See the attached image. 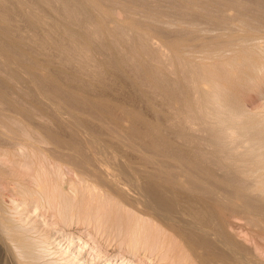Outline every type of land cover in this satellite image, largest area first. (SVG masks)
I'll return each mask as SVG.
<instances>
[{
  "label": "bare ground",
  "instance_id": "bare-ground-1",
  "mask_svg": "<svg viewBox=\"0 0 264 264\" xmlns=\"http://www.w3.org/2000/svg\"><path fill=\"white\" fill-rule=\"evenodd\" d=\"M29 1H18L19 6L24 8V20L26 15L32 18L35 11L40 12L39 6H34L43 2L31 0L35 3L29 4ZM140 1L145 3L142 4L144 8L148 5L147 10L142 5L138 8L140 3L138 7L134 5V0H46V4H49L46 6L54 10V3L61 5V8L57 5L58 12L55 13V10L54 13L56 16L61 13L65 21L72 19L75 23L76 19L84 17L80 22L87 29V35L68 34L70 42L65 43V47L63 43V48H60L74 55V59L71 56L73 61L79 59L81 64L75 61L77 66L70 61L76 67L75 71L83 74L92 67L95 69L97 63L93 61L97 55L90 51L92 46L87 44V39L90 37L92 43H88L93 45V39L100 37V40L101 36L104 39L106 35L115 37L113 39L117 42L112 40V45L119 46L129 62L139 63L141 57L145 59L144 56H148V60L151 58L149 61L158 64V68L153 67L155 76L152 70L150 76L152 74L151 78L160 83L158 87H162L161 83L164 82L163 90L167 85L164 95L169 92L170 96L171 93L167 100L169 104L171 99L174 102L169 108L173 114L172 117L169 115L172 119L167 117L169 124L188 137L186 141L179 136L177 141H185L184 145H179L191 146L193 153L190 148L191 154L188 149H184L188 154L184 153L183 149L175 147V143L168 150L174 147L176 153L169 151L171 156H168V152L163 154L162 149L159 150L164 140L158 145L155 139L157 146L155 149L150 147L154 151L149 149L147 155L148 146L152 145L146 144V153L142 146H145L144 143H153V139L149 141L148 131L143 129L148 141L143 139V143L138 136L137 139L141 138L140 145L143 143L141 146L138 144L142 147L140 154L147 156H142L145 159L136 163L137 167L133 165L139 172L132 176L133 181H128L122 178L124 176L120 175L119 168L110 165L111 162L119 164L126 157L113 146H116L114 143L125 145L126 149L122 150L128 152L127 147L135 149L137 146L136 138L133 137L132 141L136 139L133 145L132 141L127 142L124 137H120L122 134L118 128H110L116 135L108 132L104 138L100 136V140L91 139L94 131L91 129L93 132L90 130L89 133L81 125H77L79 128L74 127V124L69 126L67 122L77 116L72 115L63 103L65 107H62L61 99L58 102L51 100L54 98L49 99V92L46 93L44 88L37 92L38 98L35 95L38 105L32 106L34 103L31 102L30 107L35 106V111L31 113L33 118L27 114L28 118L24 117L17 110L14 113V110H10L12 108L9 109L12 105L8 106L0 98V264H264V104H261V98H264V0ZM4 5H7V0ZM2 10L0 17L3 16ZM50 18H43L39 24L43 27L51 25L52 20L48 24ZM18 20L23 21L22 17ZM53 20L57 22V18ZM103 23H106L107 29L102 27ZM20 26V29H25ZM11 32L13 35L14 31ZM17 32L19 34L16 35L23 36L19 30ZM21 32L26 33L23 30ZM45 36L53 39L48 37L49 34ZM121 41L127 42L126 45ZM98 44L96 42L97 48L102 45ZM108 46L104 47L111 52ZM144 47L153 53H148L149 50ZM2 52L3 49L0 50V63L6 51L4 54ZM100 52L97 53L99 59ZM9 58L7 60L11 62ZM124 59L125 55L121 63L124 61L126 64ZM136 59V62L133 61ZM3 65L0 68L9 69L6 68L8 64ZM21 66L18 73L28 81L27 74L31 75V72L28 73L24 65L22 72ZM139 69L141 71L140 66ZM9 74L5 76L13 82L15 76ZM167 78L171 81L166 80L165 83ZM237 83L247 87L253 94L249 96H259L260 99H256L260 100L257 103L261 105L253 104L255 97L252 104L256 107L242 104L241 93L238 94L234 88ZM15 84L17 87L18 83ZM155 88L153 91L157 90ZM163 93L160 96L164 97ZM163 97L157 96L160 103ZM250 98L244 102L250 101ZM46 104L54 108L53 112L68 127L77 128L75 133L85 142L87 148L84 147V150L88 149L100 168L98 171L90 169V161L80 157L78 151L81 149L78 150V146L83 145L82 141L80 144V140L78 143L75 138L78 151L63 142L70 147L64 146L68 150L66 152L63 143L57 141L60 145L55 142V135V139L52 136L49 138L46 132L48 128L44 125L49 119ZM165 105L162 104V107ZM152 116L156 120L159 115ZM161 116L159 118H163ZM75 120L80 122L78 117ZM170 120L174 121V125ZM175 136H171L172 142H176ZM72 140L71 143H74ZM50 145L53 149L47 150ZM96 145L101 146L100 152L96 151L95 148H99ZM125 150L122 152L126 153ZM125 161L122 163L128 164ZM140 172H145L147 179L148 175L155 177L157 188L163 190L165 198L168 193L171 198L165 199L160 190L161 197H158L162 199H157L161 203L156 198V201L149 200L150 195L147 192L145 194L143 181L140 176L137 178ZM157 188L155 186L152 189L155 192ZM145 197L152 203L153 212L146 213L148 211L143 212L141 209H137V212L127 207V203L133 200V203L137 201L142 204L141 207L147 206L143 203Z\"/></svg>",
  "mask_w": 264,
  "mask_h": 264
},
{
  "label": "rangeland",
  "instance_id": "rangeland-1",
  "mask_svg": "<svg viewBox=\"0 0 264 264\" xmlns=\"http://www.w3.org/2000/svg\"><path fill=\"white\" fill-rule=\"evenodd\" d=\"M14 1H15V3L13 2V0H7V5H4L6 3V0L2 1L3 4H1V2H0V7L2 5V7L0 8V11L2 9L5 11L4 12L2 10L3 12H1L2 13L1 15H3V16L0 17V46H2V47H0V50L2 51V49H3V52H2L3 54H4V51H6L4 57L5 56L7 57V58L3 57L2 63L3 64H8L11 67V70H10V67L6 66V65H5L6 68L8 67L9 69H5L4 70L3 67L0 68L1 69V71H0L1 72V74H0V90H1L0 91L1 92L0 95H1V97L0 98L2 99L3 103L4 102H5V104L7 103L8 106L12 105V107L11 106L9 107V109L12 108V109H10L11 111L14 110V113H15L16 112L15 110H17L24 117L27 114L31 118L32 117L31 113H33L35 111V106L34 107H30V105L32 103H34V104H32V106L33 105H36V106L38 105L37 104L38 102H36V101H38L37 92L40 89L43 90L42 88H44V91H47L46 93L49 92L48 96L46 95L47 97H49V99L54 98V99H51V100L57 101V102L59 101V99H61V104L63 103L64 105H66V107H67L66 109L69 108V110L72 112L71 114L77 116L78 119L80 120V122L78 120H75L77 117L73 118V120L71 119L72 123H71V121L67 122V123H69V126H74L75 125L74 127H77V128L82 126V128H87L89 130V133H91L92 130L94 131V132L92 131L93 133H91V136H90L91 139L95 138L94 140H100V136L103 137V136H105L106 133L112 132V131H110V128H112V130H114V129L117 130L116 128H118V132L122 134V136H120V137H124V140H126L127 142H129V141L131 142L134 138L137 139V136L142 138V139L141 138L140 139L142 140L143 143H144L143 139L146 142L148 141L149 138H150L149 141H151V139H153L152 140L153 143H151V142L150 143H144L145 146H142L144 151H145V152L144 151L143 152L146 153L147 146L149 144L152 145V146H148L149 148L147 150V153H148L147 155H149V152H150L149 149L152 150V149L156 148L157 145L155 146V143L157 141H158V143H156V144L159 145V142L161 144L162 139L164 141L162 142V145H160L159 150L162 149L161 151H162V153L164 152L163 154H167L166 152H168V156H171L169 154L174 149V147H172L171 150H168V148L171 145L174 146L173 144H175V143L177 144V145L175 144V147L183 149L184 153L188 154L187 151L188 150L190 151V149H191V151L193 153L194 149L190 148L191 146L187 145V147H186V145H185V146L181 147V145H184L183 142L185 143V141H182V142L181 141H177L178 140L177 138L179 136L182 137V138H180L181 140H185L186 139V141H187L188 137H186L185 134L184 135L180 134V132L176 131L175 128H172L174 126L169 124V119L168 118L172 119L171 117L173 116L172 110L170 111L169 108H170V106L174 105V102L171 99L172 102L171 101L170 102L173 105H171V103L170 104L168 103L167 98L168 97L170 98L171 93H170V96H169V94H168L169 92H168L166 94V96L168 95L167 97L164 95L165 92H167V89H166L167 85H166V87H164L165 89L163 90L162 88H163V85H164L163 83L164 82L161 83L162 87H161V85L158 87V85L160 83L157 81L158 82V84H157V82H155V80L152 79L153 75L156 74L155 73L156 70H154L153 67L155 69H156V67L158 68V64H156L154 61L152 62V60L149 61L151 59L150 57H149V60H148V56L142 55V56L145 57L146 60L142 59V57H141V60H140V57H139L138 58V62L140 60L139 63L129 62L130 61V60H128L129 58L126 59L127 55L125 53H123L121 48L119 46H115L114 42H113L114 45H112V40L115 41V43L117 42L116 39H113L115 37L113 36V38H112L111 35H106V36H104L105 37L104 39L101 36V39L99 40L98 38H100V37H98L97 39L99 41L97 39H93L92 38L93 39V45H95L96 48H97L96 42H99V44H98L99 46H100V44H102L100 46L101 49H100L99 46H98L99 48H97V49H99V51L101 50V52L103 54V56H100L102 54H99V57H100V59H99L97 57L98 56L97 53H99V51L92 44L88 43V42L91 41L90 37H88L87 44L89 46H92V47H90L91 48L90 51L93 54L96 53L95 56L97 55L95 57V60L93 61L94 63H97V64H95V66H96L95 69H97L98 66H99V69L95 70L94 67H92L89 71H85V73H83V74L80 73L78 70H77L78 71L77 72V71H75L76 67L73 66V62L75 64V66H77L76 63L79 61V59L77 61L76 60L73 61L71 59L72 54L70 55L69 53H66L65 51L61 50L60 48H63L62 47L63 43H64V47H65V43L68 44L67 42H70V37H69L70 34H74L75 36L76 35L83 36L85 34L87 35V29L86 28L84 29L82 27L84 25L83 22L82 23L80 22V19L82 20L84 17L80 18L78 20L76 19V21L74 20L75 23L73 22L72 19L71 20L70 19L67 20V18H66L67 21H65V18H63L62 15L60 16L61 13L58 14V16H56L57 14H55V13L58 12L56 10L58 3H54L55 5L53 4V9L54 10H52V8L50 9L49 6L48 7L46 6L48 4V3L46 4V0H45V2H44V0H35L36 3L40 2V1H43V2H40V4L39 3L36 4V6H34L35 4H33L34 7H38V6L40 7V8L38 7V9H40V12L38 11L39 12L38 13V12L35 11L34 16H32V18L28 17L26 15L27 13L25 12L26 20H24L25 19L24 18V14H23L24 11H22L24 9L23 6L22 7L19 6V4H18L19 0H14ZM23 1L25 2V0H23ZM35 1L31 2V0H30L29 4L35 3ZM134 1L135 2H133V4L134 5L136 4L137 7H138V3H140V6L138 8H141L142 4L145 5V3L141 2L140 0H134ZM27 4H28V2H27ZM59 4H61V3H59ZM3 5L6 7L5 9L3 8L4 7ZM143 5H142V8H144ZM59 6H60V8L62 7L61 5H58V8H59ZM144 9L147 10L148 9V5H146V8H144ZM54 11H55V13H54ZM91 13H93V12H91ZM49 15L51 16V18H50L48 24L52 20L51 25L49 24V26H44L43 27V25L39 24V21L43 20V18L47 17L49 19V17H50ZM4 16H6L5 19H1V18H4ZM59 16L61 17L60 20L58 18ZM21 17H22L23 21L21 20ZM27 17H28V19H27ZM52 18L53 19L57 18V22L58 23L55 22ZM18 19H20L21 21H19ZM8 21H9V23H8ZM18 22L25 29H20L21 26L19 25ZM60 22L63 24V26L65 25L64 28H67L68 31H67V29H64L63 26H61L62 24ZM55 23L57 25H59V27H57V25H54ZM104 24L106 25V23H103L102 27H104V29H107ZM26 25L28 26V30H27ZM52 25H54L53 26L54 29L52 28L53 31H51ZM18 26H20V28ZM60 26L62 28H60ZM8 30H10V31L8 32ZM11 30L14 31L13 32L14 36L12 35ZM18 30L23 36H18V34H19L17 32ZM21 30H23V32H26V33H22ZM81 30H83V32H84V30H86V32L83 33ZM81 32H82V34H81ZM7 33H9L10 35L7 34ZM16 33H18V34L16 35ZM46 34H49L48 37L49 38H53L55 40L53 42L54 44L52 43L53 39H48L47 36H45ZM11 36H12V38H11ZM44 37H46V38H44ZM50 40H51V42H50ZM57 40H58V42H57ZM123 42L124 41H121V43L123 45L124 44L126 45L127 42L126 43H123ZM49 43H50V45H49ZM91 43H92V41H91ZM108 43H109V46H108ZM58 45L60 47H58ZM106 45L108 46L107 48H109V49L111 48L110 49V50H112L111 52L106 50V47H104ZM114 46L117 47V48H114ZM57 48H59L63 53L59 49L57 51ZM92 48H93V50H92ZM144 48H147V47H144ZM102 49H103L104 53H103ZM147 49H144V50H146V51L149 50L148 53H153V52H150V49H148V50ZM93 51H95V52H93ZM40 52H41V54H38ZM58 52H60L61 56L59 55ZM113 52H114V54H113ZM119 52H122L123 54L122 53L120 54ZM111 53L113 54V56H112ZM115 53H116V55H115ZM117 53L120 56H118ZM62 54L63 55L65 54V57L67 55V57L66 58L62 57L63 56ZM68 54L70 55V59L68 58L69 57ZM93 54H90V55L92 56ZM8 55H9L10 58L8 57ZM124 55H125V59H126V60L124 59L126 64H124V61L121 63V60H123ZM72 57H73V59L75 58L74 55ZM8 58L11 60V62H9V60H7ZM77 58L78 57L76 56V59ZM97 58H98L99 61L98 60L96 61ZM119 58H121V60ZM12 59H13L15 65H13ZM3 60H5L7 63L5 61H4L5 62L4 63ZM71 60L73 61L72 63H70ZM127 60H128V62H127ZM75 61H76V63H75ZM133 61L136 62L137 59L133 60ZM0 62H1V60H0ZM2 63H0V66L3 65ZM79 63L80 62H78V64ZM130 63H132L133 65L130 64ZM134 64H136V65H134ZM17 65H18V67H17ZM21 65L22 66L24 65L25 70L28 73L31 72V75L33 74L32 76L30 75V73L27 74V77L29 76L28 77V81H25V78L21 77V74L18 73V70L20 69ZM100 65H101V68H100ZM22 66H21V68L23 69ZM139 66L141 68V71L139 69ZM26 67L28 69H26ZM73 68H74V70H72ZM2 69H3V72H5V75H6V73H7V75L10 73L11 75L15 76V79H14V77L12 78V80L14 79L13 82L8 79V76L6 78V76L2 72ZM15 69H17V71ZM9 70L10 71H14V72L12 73ZM150 70H152V72H151L153 74V75L151 74L152 78L150 76ZM153 70H154V72H153ZM6 71H8V72H6ZM23 71H24V69L22 70V72ZM10 74H9V76H10ZM137 75H138L139 78L137 77ZM141 78L146 80V81L144 82V80H142L143 81L142 82ZM20 80H22L24 83L23 82L21 83ZM37 80H38V82H36ZM147 80L150 81V82H148ZM166 80H169L168 82L171 81L170 78H167V79L164 80L165 83H167ZM30 81H31V83H28ZM15 83H18L17 87H16ZM35 83H36L37 86L35 85ZM38 83H39V85H38ZM19 84H22V86L21 85L18 86ZM147 84H148V86H147ZM149 84L150 85L152 84L153 87H152V85L150 87ZM237 84H236V87H234V88H236L238 90V94L239 93H241L242 95L243 94L244 95L247 94V96H244V98L242 97L241 94H239V96H241V99H242V104H244V105L246 104V106L250 105L248 107L254 108V106L256 105L255 103L260 101V100H258V99H260V97L254 94L255 99H256V97H259L258 99L255 100L254 97L249 96L250 94L251 95H253V94L249 92V90L247 89V87H245V85H241L240 84V86H239V83H237ZM75 85L79 88L78 90H77ZM73 86H75V88ZM242 86H243L244 89H242ZM155 87L157 88V90H159L158 93H156L157 90L153 91ZM160 88H161V90H160ZM35 90H37L36 93H35ZM160 91L162 93L164 91V93H163L164 97L160 96V94L162 95V93L159 94ZM33 93H34V95H33ZM11 94H12V96H11ZM157 94H159V95H157ZM35 95H36L37 98L35 97ZM157 96H158V98L159 97H163V99H161L162 102L166 98L167 102L165 100V103L169 104V105H165L164 102L163 103L161 102L162 104L165 105L164 107H162V104L159 102L160 100L157 98ZM114 97H115V99H116V97H118V99H116V101L119 100V99L120 100L116 102L115 99H113ZM246 97L247 98L251 97L250 101H247V102H250L251 104H249L247 102H244L245 100H248ZM153 98H155V100ZM251 99L253 101H251ZM262 99H264V98H261V104L262 103L264 104V100H262ZM254 100H255V102H254ZM10 101L12 103H10ZM28 102L30 104H28ZM67 102H68L69 105L66 104ZM252 102H254L253 104H255V105H253ZM47 103H49V102H47ZM154 103H158L157 104L158 107H157V105H154ZM18 104H21V105L19 106ZM160 104H161L160 108L161 109L163 108L162 111L159 108ZM258 104L261 105L260 102L257 103V106H258ZM64 105L62 106L63 108L65 107ZM3 106H4V104H3ZM16 107L19 108V109H17ZM27 107L28 108L30 107L29 108L30 110L27 109L30 112H27V110L25 111V109ZM31 108L32 109L34 108V110H31ZM147 109H149V110H147ZM76 110H78V111H76ZM83 110H84V112H83ZM145 110H146V112H145ZM53 111H55L54 108L51 105H47L46 104V112H47V116L49 117L50 121L48 119V121H46V123H44V125L46 124L45 126L48 128V131L46 130L47 129L46 127H45V130H46V132H48L47 134L49 135V138H50V136H52V139L57 138V140L55 139V142H57V141H60L61 143H63V142L66 143L67 142L69 146H71V145L73 146L72 148L75 147L74 148L75 151H78V150L81 149V151H78L80 157H83L84 159L90 161V163H91L89 165L90 169H94V170L98 171L100 169L98 164H96V162L93 160L92 156H90L91 154L89 153L88 149L86 151L84 150L85 148H87V147H85L86 146L85 142L82 141L79 137H77V134L75 133L77 128L76 129H71V127H68L67 124L65 123V121L62 120L61 118L57 117L55 112H53ZM140 111L144 112V113H141ZM137 112L141 113V114H144V115L143 116L141 114L138 115ZM147 112H149L151 114H149ZM157 112H159L160 114H158ZM145 113H147V114L145 115ZM140 115L142 116V118L144 116H147V117H145V119L143 118L144 119L143 120L140 117ZM149 115H150V117H148ZM152 115H154L155 117H157L158 115L159 116L155 120V119H153ZM160 115H162L163 118H159ZM23 116H22V118H24ZM28 116H26V117L28 118ZM97 117L102 119V122H101L100 119H99L100 120V122H99V120H97L98 119ZM147 118H148V120H147ZM105 119L107 121H105ZM74 120L76 122L78 121V123L76 124V122H74ZM92 120H94V121H92ZM157 120H160V121L158 122ZM106 122L108 123V125L106 124ZM170 122H171V124L174 125V121L170 120ZM72 124H74V125H72ZM159 125H160V127H159ZM74 127H72V128H74ZM152 127H154L155 129L157 127V131L154 128H152ZM143 129H145V131H148L147 132L148 134ZM158 130H159V132L161 131L160 132L161 134L158 132ZM162 130H164L165 132L163 133ZM149 131H150V133H149ZM95 132H96L97 137H95L96 136L94 134ZM113 132L111 134H114ZM118 132L115 131V133H118ZM144 132H145V134H147V138L148 139L145 138L146 136H144ZM172 132H174V133L171 134ZM103 133H104V135H103ZM74 134H76V137L73 138ZM121 134H119V135H121ZM123 134H124V136H123ZM162 134H164L165 137H163ZM175 134H178V136L176 137ZM53 135H55V138H53L54 137ZM114 135H116V134H114ZM159 135H160V137H159ZM71 136H72V138L74 140V143L73 142L71 143V140H72V138H70ZM108 136L109 135L107 134V136H106L107 139H108ZM143 136H144V138H143ZM171 136L172 137L175 136L174 137V141L176 140V142H172L173 140H172ZM125 137L128 138V139H125ZM75 138H77L76 139L77 142H78V140H80L79 141L80 144H81V141H82V144H83L82 145L83 147L81 145H79L81 148L77 145L78 148H79V149L77 148L78 150H76L77 146L75 145V143H77V142H75ZM157 138H161V140H159ZM169 138H170V140H169ZM129 139H131V140H129ZM140 139L136 140L137 141L136 142L137 146L136 145L135 146L137 148L140 147L143 144L142 143L140 145V143H141ZM155 139H156V142H155ZM135 140L132 141L131 144L134 145L135 144ZM138 140L140 141L139 143H138ZM60 142H57V143L60 144ZM64 143H63V148L68 147V145H66L67 143L66 144H64ZM110 143H112V142H110ZM180 143H182V144L179 145ZM114 144H116V146H113L114 149L116 148L115 150H117L122 155L126 154V155H123V156H126V157L122 158L123 159L122 162L124 161V159L126 160L125 162H127L128 164L131 162L129 164L131 167H129V165L126 164V163L123 164L122 162H120L119 164L118 163L116 164L115 162L114 163L111 162L110 165L115 167V168H119V172L121 171L120 175L124 176V177H122L123 179H127L128 181H133L134 180V178H133L134 175H136V172H139V170L135 169V167H137L136 163L143 162V161H141V159L142 160L145 159L144 157H146L147 155L146 154H142V153L140 154V151H142L141 150L142 147H140L138 149H136V147H135V149H133L134 147L133 148L131 147L133 149L132 150L130 148V146H129L130 149L127 147V150H129V151L126 152L125 145L121 146V145H118L117 143H114ZM114 144H111V145H114ZM128 144H130V143H128ZM146 144H148V145H146ZM99 145H96L95 147H97ZM166 145H169V146H166ZM119 146H120V148H119ZM161 146H162V148H161ZM150 147L151 148L153 147V148L151 149ZM163 147L165 149L167 147V149L163 151V149H164ZM68 148H70V147H68ZM72 148L70 149L71 151H72ZM122 148H125L124 150H125L126 153L122 152V151H124V150H122ZM176 148H175V150L172 151L173 153H176L175 152ZM50 149H53L52 145H50V148L49 147L47 148V150H50ZM74 149H73V151H74ZM95 149H96V151L98 150L99 152L102 150L101 146H99L98 149L97 148H95ZM184 149H186V150L188 149V150L186 151ZM64 151L68 152L67 149L64 150ZM136 151H139V153L136 152ZM152 151H154V150H152ZM155 151H157V150H155ZM169 151H170V153H169ZM191 151L189 152V154H191ZM50 152H53V150H51ZM135 152L138 153V155ZM158 152H160V151H158ZM127 153H129V154H127ZM139 155H141V156L139 157ZM143 155H144V157H142ZM128 157H129V159H128ZM127 160H129L130 162H128ZM134 164H136V165H134ZM131 168H133V169L131 170ZM137 175H138L137 178L140 176V179L143 181L142 185L145 188L144 190H146L145 194L147 192V193H149L148 196L150 195L149 196L150 198H148V196H146L149 200L153 199V200L156 201L157 198L162 199V198H160L161 194H159L160 190L162 192L163 197L165 198L166 194H164L163 190L157 188L158 187L157 184L155 185V183H156L155 177L153 178L152 176L148 175L149 177L147 179V174L145 172H140L139 174L137 173ZM137 178L135 176V179H137ZM151 178H153L154 180H151ZM147 180H149L150 182L147 181ZM151 181H153L152 185H151L152 187L150 186ZM153 183L156 186L157 191L159 189L158 192L155 191L158 194L157 196H155L156 195L155 192H154L155 189H152V188L155 187L153 185ZM168 194L169 195L167 196V198H165L167 200H168L169 197L171 198V194L170 193H168ZM158 196H160V197H158ZM146 197H145V199H143V201H145L143 203L145 205H147V206L143 205L142 206L143 209L141 207L142 204H139L137 201H136L137 204H136V202L133 203L134 200L128 202L127 203V207L132 209V210H134V211H137V212L140 209H141L140 211H143V212L148 211L146 213L153 212V209H152L153 205ZM159 199H157V201ZM159 202L161 203V200H159L158 203ZM158 203H157V205H159ZM128 204H129V206H128ZM144 207L145 208L147 207L146 208L147 210ZM149 210H151V211L149 212Z\"/></svg>",
  "mask_w": 264,
  "mask_h": 264
}]
</instances>
